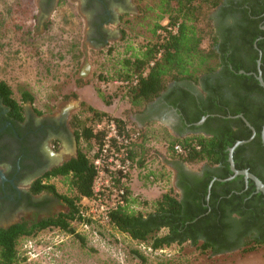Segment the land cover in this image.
<instances>
[{
	"label": "trees",
	"instance_id": "1",
	"mask_svg": "<svg viewBox=\"0 0 264 264\" xmlns=\"http://www.w3.org/2000/svg\"><path fill=\"white\" fill-rule=\"evenodd\" d=\"M222 2L223 0H155L154 4L139 7L140 14L150 20L146 24L144 42L138 47L133 46V42H128L125 52L114 61L110 75L99 76L105 82L119 81L117 91L123 89L122 97L128 100L131 108L142 112L150 102L167 91L171 83L185 80L198 84L204 76L206 79L220 67H226V77L236 80V84L232 82L230 87L233 99L231 102L227 101L232 104H222L226 102L222 95L223 85L215 86L210 105L196 118L189 120L198 122L203 116L209 115L203 125L205 131L185 136H174L163 126L142 130L125 119L112 117L108 112L94 107H89L92 113L89 123L78 115L73 116L70 125L79 144L76 155L53 166L30 187L33 194L43 191L53 194L64 202L66 210L31 220L21 218L8 226H0V264H17L20 261L18 246L23 237L36 236L51 228L79 236L74 222L85 220L80 202L83 197L94 194L97 176V153L92 152L98 151L105 135L104 130L97 129V125L110 119H115L124 132L140 133L131 149L133 167L144 165L146 143L151 139H161L165 141L167 152L174 159L190 165H201L200 169L203 171L201 175L196 174L194 177L182 173L178 183L183 190L181 196L172 189L167 190L156 199L155 208L149 213L130 210L128 204L115 209L111 213L113 227L134 240L149 242L152 250L190 241L202 250L210 249L219 253L234 245L229 234L232 230L229 213L245 214L247 227L263 221L264 193H253L256 186L252 180H249L246 191H242L245 187L244 176L237 177L243 182L240 188L234 185L236 179L216 180L209 190L214 178L226 179L233 174L228 148L237 141L247 140L252 136V129L244 119L236 117L239 114L255 128L256 136L237 147L234 152L235 166L241 170L248 169L264 182V145L261 138L264 88L255 76L258 74L256 57L259 58L263 45L262 41L257 42L256 49L252 44L254 38L249 41L252 47L249 49L258 54L253 59L252 67L232 61L227 47L221 44L220 37L214 30L211 17L212 11ZM166 18L170 24L178 25V30L162 38L157 30ZM205 41H208L207 46L204 45ZM110 48L108 51L113 54L116 49ZM261 62L264 78V55ZM241 70L244 72L241 73ZM250 72L253 74H248ZM98 92L107 104H111V98L104 96L99 89ZM73 96L78 98L76 94ZM113 96H117V93ZM0 100L11 107L13 116L19 120L24 119L22 103L13 97V90L6 81H0ZM22 100L33 103L34 97L24 91ZM209 123L216 124V127L209 129ZM198 129L201 126L192 125V130ZM81 143L86 146L82 147ZM177 145L182 147V151L176 149ZM245 150H249V156L242 158ZM54 178H61L71 193L58 192L52 183ZM129 190L128 185V194ZM45 202L47 199L40 204ZM163 229H167V232L160 235ZM81 240L84 244V237ZM251 242L253 240L247 238L246 243ZM255 243L264 244V237L258 238Z\"/></svg>",
	"mask_w": 264,
	"mask_h": 264
},
{
	"label": "rangeland",
	"instance_id": "2",
	"mask_svg": "<svg viewBox=\"0 0 264 264\" xmlns=\"http://www.w3.org/2000/svg\"><path fill=\"white\" fill-rule=\"evenodd\" d=\"M83 1L59 0L56 5L55 0L50 6L43 0H0V81L11 86L13 97L37 122L53 119L65 125L62 133L43 144L53 164L77 153L79 144L70 125L71 119L78 115L89 123L92 115L89 107L98 110L104 107L99 101L98 89L111 98L112 103L105 105L112 117L125 119L134 126V119L139 120L141 113L133 110L122 97L123 89L117 91L119 84L105 82L99 75H110L114 61L125 52L128 42L138 47L144 40L146 24L150 20L140 14L139 7L154 4L155 0L119 1L125 10L120 13L119 20L118 14L112 19L118 21L116 25L105 28L107 34L110 33L105 45L93 34V23H87L91 13L83 7ZM109 44L116 49L113 54L108 51ZM204 45L207 46L208 41ZM24 91L33 95V103L22 100ZM114 93L117 96H113ZM81 146L86 144L81 143ZM144 158L143 166L135 165L131 170L128 206L130 210L145 214L154 210L156 199L167 190L172 189L181 196L176 175L178 168L185 167L194 172L201 168V165L174 159L161 139L146 143ZM52 183L58 192L71 193L61 178L52 179ZM44 195L46 193L41 197ZM62 202L57 201L50 211L32 218L66 210ZM23 214L32 215L21 211L5 214L0 216V226L25 218ZM74 226L79 236L84 237V244L79 236L57 228L46 229L20 240L17 264H264V244L214 253L188 241L152 250L149 242L134 240L115 227L96 222L89 223L88 227L74 222ZM166 232L167 229H163L160 235Z\"/></svg>",
	"mask_w": 264,
	"mask_h": 264
},
{
	"label": "flooded vegetation",
	"instance_id": "3",
	"mask_svg": "<svg viewBox=\"0 0 264 264\" xmlns=\"http://www.w3.org/2000/svg\"><path fill=\"white\" fill-rule=\"evenodd\" d=\"M119 1L121 0L83 1V7L91 13L90 19L95 30L93 34L99 39L100 43H104L108 36L103 25L110 23L113 18L110 9ZM43 2L52 6L55 0H43ZM58 3L59 0H56V5ZM211 17L213 18L214 30L219 35L221 44L227 47L228 54L233 62L252 67L254 65L253 59L258 54L256 51L249 49V47L252 49L249 41L254 38L252 44L256 49H258L257 42L262 41L263 49L259 51V58L256 57L258 68V60L264 55V34L260 33L264 32V0H223L221 5L212 11ZM230 68L233 69V66L230 65ZM226 71V67H220L210 77L204 79V76L198 84L185 80L171 83L167 91L155 103H150L147 106L142 116L149 115L150 117L154 116L167 120L177 136L204 132L203 125L209 115H205L207 118L202 125H197V123L205 116L198 122H190L189 120L196 118L210 105L213 94H215L214 87L218 84L223 85L222 95L226 99V102L222 104H228L227 101L231 102L233 92L230 87L232 82L236 84V80L226 77ZM22 111L24 119L19 120L12 115L11 107L0 100V169L4 175V178L0 176V216L21 211L22 213L31 212L30 217H27L26 214H23V216L26 219H33V215H41L43 211H50L57 201L61 202L56 196L45 191L40 194H33L30 187L35 180L53 166L58 165L53 164L54 161L46 152L43 144L46 140L50 141L52 136L62 133L65 125L62 121L58 122L53 119H43L37 122L28 114L23 104ZM239 115L236 117H241ZM193 124L201 126V129L192 130ZM207 126L213 130L216 124L209 123ZM74 137L77 140L76 136ZM242 154V158H247L249 150L243 151ZM202 172L201 169L194 172L188 171L185 167L178 168L176 172L178 183L181 180L182 173L194 177L196 174L201 175ZM237 177L232 180L236 179L234 185L240 188L243 182ZM244 186L242 191L249 188V182L245 180ZM233 187L235 190V186ZM257 192L259 191L256 188L253 193ZM43 193H46L45 197H41ZM46 199L47 202L41 205L40 202ZM229 215L228 219L232 224L230 228L232 230L229 234L234 245L219 253L247 247L253 248V245H257L255 241L264 237V218L259 224L247 227L245 214L234 212L229 213ZM13 223L15 222L11 224ZM247 238L252 239L253 242L246 243Z\"/></svg>",
	"mask_w": 264,
	"mask_h": 264
},
{
	"label": "built area",
	"instance_id": "4",
	"mask_svg": "<svg viewBox=\"0 0 264 264\" xmlns=\"http://www.w3.org/2000/svg\"><path fill=\"white\" fill-rule=\"evenodd\" d=\"M177 30L178 25L170 24L169 19L166 18L161 22L157 34L164 38L170 33H176ZM97 129L104 130L105 135L98 151L92 152V154L97 153L95 159L97 176L94 182V194L83 197L80 202L82 216L85 219L81 223L85 227L94 222L113 227L112 211L128 204L127 186L134 163L131 149L139 139L140 133L122 131L115 119L99 123ZM176 149L182 151L180 145H177Z\"/></svg>",
	"mask_w": 264,
	"mask_h": 264
},
{
	"label": "water",
	"instance_id": "5",
	"mask_svg": "<svg viewBox=\"0 0 264 264\" xmlns=\"http://www.w3.org/2000/svg\"><path fill=\"white\" fill-rule=\"evenodd\" d=\"M261 63H262L261 59H259L258 60V74H256V77L259 80L260 85L264 88V78H263V74H262ZM241 72H244V71H241ZM239 116L243 117L246 124L252 129L253 134H252L250 139L239 140L232 147L228 148L230 168H231L233 174L226 179H219L217 177L214 178L209 185V190H211V187L216 180L228 181V180L234 179L236 176L242 175V176H244V178L247 182H249V180H252L255 183L257 191L264 193V182L259 177H257L255 174H253L249 170H240V169H237L235 166L234 152L236 151L237 147L249 142L250 140H252L256 136V130L251 125V123L244 116H242V115H239ZM206 118H207L206 116L203 117L201 119V121H199L197 123V125H202L205 122ZM261 138H262V142L264 145V124H263L262 131H261ZM0 176L2 178H4L3 171L1 169H0Z\"/></svg>",
	"mask_w": 264,
	"mask_h": 264
},
{
	"label": "crops",
	"instance_id": "6",
	"mask_svg": "<svg viewBox=\"0 0 264 264\" xmlns=\"http://www.w3.org/2000/svg\"><path fill=\"white\" fill-rule=\"evenodd\" d=\"M125 9L123 8V7H121V4L120 3H115L113 6H112V8L110 9V11H111V13L113 14V18L114 17H116L117 16V14H118V16H117V19L119 20V15H120V13H122L123 11H124ZM116 14V15H115ZM112 18V19H113ZM111 19V21H110V23H107V24H104L103 25V27H104V29L105 28H108V27H110V26H112V25H116L117 23H118V21H116V19L115 20H112ZM120 22V21H119ZM87 23H92L91 21H90V19H87ZM89 27V29H90V25H88ZM94 27V26H93ZM117 32V29H116V31H115V33ZM106 33H107V31H106ZM114 33V34H115ZM110 33H108L107 35H109ZM115 36V35H114ZM114 39H117V36H115V38ZM96 40V39H95ZM95 40H90V42L91 43H95ZM97 41V40H96ZM118 41H120V40H117L116 42H118ZM108 42V41H107ZM144 42V40L142 39V42L140 43V45L142 44ZM106 43H104V45H105ZM133 44H135V43H133ZM92 45V44H91ZM108 46H111L110 44L108 45ZM139 46V45H138ZM90 63V65H92V63H91V60L89 61ZM86 74V73H85ZM81 79H83L82 77H80ZM110 82H112L113 84H120L119 83V81H117V80H115V81H110ZM107 97V96H106ZM158 99V98H157ZM157 99H155L154 101H152V102H150V103H155V101L157 100ZM99 101H100V103H104V107H102V109H100V110H102V111H105V112H109L108 111V106H106L105 105V103H107L106 101H105V99H103L101 96H100V98H99ZM91 102L92 103H96V102H98V101H92L91 100ZM112 103V102H111ZM149 103V104H150ZM148 104V105H149ZM108 105V104H107ZM147 105V106H148ZM147 106H146V108H147ZM145 108V109H146ZM145 109L139 114V120L137 119L136 120V118L134 119L135 121V126H137V127H139L140 129H142V130H147L149 127L151 128V127H159V126H163V127H165V128H167L168 130H169V132L172 134V135H174V136H177L176 135V133H175V131H174V129H172V127H171V125L169 124V122L167 121V120H164V119H159V118H157V117H154V116H152V117H150L149 115L148 116H142V113L145 111ZM162 124V125H161ZM182 134H180V135H178V136H181ZM183 136V135H182Z\"/></svg>",
	"mask_w": 264,
	"mask_h": 264
}]
</instances>
